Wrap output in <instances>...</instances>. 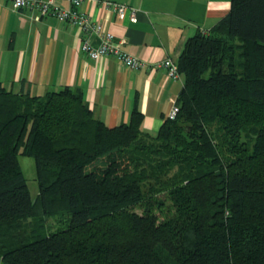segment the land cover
Segmentation results:
<instances>
[{
    "label": "trees",
    "instance_id": "trees-1",
    "mask_svg": "<svg viewBox=\"0 0 264 264\" xmlns=\"http://www.w3.org/2000/svg\"><path fill=\"white\" fill-rule=\"evenodd\" d=\"M175 63L178 112L153 136L136 109L107 127L80 89L0 86V264H264V0H231Z\"/></svg>",
    "mask_w": 264,
    "mask_h": 264
},
{
    "label": "crops",
    "instance_id": "crops-1",
    "mask_svg": "<svg viewBox=\"0 0 264 264\" xmlns=\"http://www.w3.org/2000/svg\"><path fill=\"white\" fill-rule=\"evenodd\" d=\"M136 9V22L88 0L82 9L146 66L132 70L113 57L92 60L80 52L83 34L36 12L0 0V86L42 96L67 86L80 89L95 119L113 128L142 115L141 131L155 135L175 105L183 80L154 65L176 61L185 41L208 31L230 10L231 0H99ZM60 5L66 6L63 1ZM91 43L100 41L97 35Z\"/></svg>",
    "mask_w": 264,
    "mask_h": 264
},
{
    "label": "built area",
    "instance_id": "built-area-1",
    "mask_svg": "<svg viewBox=\"0 0 264 264\" xmlns=\"http://www.w3.org/2000/svg\"><path fill=\"white\" fill-rule=\"evenodd\" d=\"M13 8L17 11L28 10L36 12L40 17H50L60 23L74 26L83 34L80 45V52L92 59L98 60L104 57H113L123 66L138 70L146 66L145 62L129 55L125 52L121 43L115 40L114 36L105 32L101 25L93 21L89 15L82 9V5L88 0H9ZM63 1L66 6L60 5ZM103 8L113 10L120 20L128 18L131 22H136V9L110 1L93 0ZM97 35L100 39L97 45L91 43L90 37ZM156 68L165 70L167 76L173 80L180 77L175 61L167 58L154 65ZM178 108L174 105L168 112L166 119L175 118Z\"/></svg>",
    "mask_w": 264,
    "mask_h": 264
},
{
    "label": "rangeland",
    "instance_id": "rangeland-1",
    "mask_svg": "<svg viewBox=\"0 0 264 264\" xmlns=\"http://www.w3.org/2000/svg\"><path fill=\"white\" fill-rule=\"evenodd\" d=\"M17 159H18V163L20 165L23 177L25 179V183H26L30 198L32 202H34L39 194L35 161L31 157L22 156L20 154L17 156ZM135 210L137 213H140V209L136 208ZM38 216L32 219H28L25 222V225H27V223L31 224L32 222L37 221L40 218V216L39 217ZM66 217H67L66 214L60 213V214H56L54 216L47 218L45 221V230H44L45 234H48L49 232H53L57 230L58 228L63 227L65 224L64 220L66 219Z\"/></svg>",
    "mask_w": 264,
    "mask_h": 264
}]
</instances>
